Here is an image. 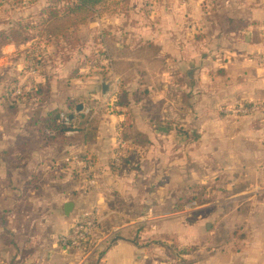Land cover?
<instances>
[{
    "label": "crops",
    "instance_id": "0c3cea01",
    "mask_svg": "<svg viewBox=\"0 0 264 264\" xmlns=\"http://www.w3.org/2000/svg\"><path fill=\"white\" fill-rule=\"evenodd\" d=\"M131 5L100 21L102 34L80 26L85 44L67 57L36 29L0 47V264H264V115L230 110L264 101V0ZM93 35L126 93L91 107V142L46 139L49 111L73 116L72 103L99 96L100 73L82 76ZM181 73L186 89L173 100L188 105L177 109L166 86ZM126 156L125 167H111ZM73 157L90 160L94 188ZM90 207L96 235L110 236L100 256L82 259L58 237ZM237 228V237L214 231Z\"/></svg>",
    "mask_w": 264,
    "mask_h": 264
},
{
    "label": "trees",
    "instance_id": "16d2710c",
    "mask_svg": "<svg viewBox=\"0 0 264 264\" xmlns=\"http://www.w3.org/2000/svg\"><path fill=\"white\" fill-rule=\"evenodd\" d=\"M69 3L65 7L53 5L52 3L46 5L37 14H27L25 17H18L16 22H7L9 25L0 28V47L8 42H22L28 40L31 36V30L36 29L34 25V19L36 16L40 18L38 34L45 36L47 39L58 40L59 37L67 38L75 31L79 24H83L87 18L92 14V11L105 4L107 0H67ZM19 19V20H18ZM5 21L0 23L4 25ZM5 23V24H6ZM59 50V46H56ZM61 51V49H60ZM71 51V50H70ZM62 52V51H61ZM69 52V51H68ZM64 56H68L67 54ZM122 101L121 100L119 102ZM75 104L70 105V109L73 110ZM60 112L65 113L70 118L69 125H63L59 122ZM72 112V111H71ZM70 112L60 109H54L47 113L45 117L40 119L42 128L55 129L56 136L51 140H69L73 143H89L95 137L96 119L89 113H83L81 110L74 113L72 117L69 116ZM155 126L162 129L164 132H169L172 129V125L168 121H156ZM72 128L73 134L66 135L65 131ZM136 139L138 141H146L145 137H141L138 134ZM128 157H134L130 152ZM127 156L118 160L117 167L111 163L112 168H123L127 163ZM104 248L97 251V255L100 256Z\"/></svg>",
    "mask_w": 264,
    "mask_h": 264
},
{
    "label": "rangeland",
    "instance_id": "374dc122",
    "mask_svg": "<svg viewBox=\"0 0 264 264\" xmlns=\"http://www.w3.org/2000/svg\"><path fill=\"white\" fill-rule=\"evenodd\" d=\"M135 1L136 0H107L105 4L95 8L92 11V14L87 18V20L83 24H87L88 22H90L92 26L89 30L95 28L93 31V34L95 33L96 29L99 30L100 33L102 34V30H105L106 26L104 27L99 26V22L101 21L102 24H104L105 22L103 21H106L107 20L106 18H109L111 15H114V14H123V15L126 14L128 10L131 9V7L133 6L131 5V3H135ZM49 3L50 4L52 3L53 5L65 7V5L69 3V1L67 0H0V23L2 21H5V22L7 21L10 23L16 22L14 18H10V17L12 16L16 17V15L20 12L24 13V12L29 11L31 14H37L42 8H44ZM139 8L142 9V6H139ZM34 21L35 22L33 26L36 28V30H33V33L36 36V40L39 41V38H44L43 35H40L37 32V30H39V25L41 21L38 16L35 17ZM83 24H79L77 28L75 29V31L72 32L71 35H69L67 38L59 37L58 40L50 39V41L54 45V53L66 55L68 51L69 52L72 51V53L74 52L73 54L78 52L76 51L79 49L78 47H80L83 44V42L85 44V39H80L79 34H78L80 26H82ZM96 38L98 39L99 35H96V36L93 35L90 37L89 42L90 44H93V48L91 49V51L86 52L85 55L82 53V55H84L82 60H83L84 70H85L82 76H88L90 75V73L92 72L94 73V71L97 73H100L99 80L101 78V81L105 80L110 85V89L108 93L111 90V85L114 86V84H116L117 85V91L115 95L116 100L114 98V102L112 103V106H114L115 102H119L123 94L126 93V89H125L126 83L124 79H121L119 77L114 81L115 78H113V76L115 74L114 73L115 69L108 61L104 63L103 60H105V58L106 59L109 58L108 53L103 47L101 48V51H98L95 48L94 43H96ZM81 40H83V42H81ZM56 46H59L62 52L60 51V49L58 50ZM99 60L101 61L100 63L97 62ZM100 66L102 67L101 69L99 68ZM119 69L122 70V68H119ZM179 77H180V80L176 79L174 81L175 83H170L168 84V86H166V91H167V94L169 95V98L171 99V103L172 105H174V108H177V109L178 108L181 109L182 107H187L188 105L187 98L184 99L183 97L181 98L179 97L178 101L173 100L175 98L173 97L174 92H177L178 90L185 91L186 89L184 88L185 85H183L184 84L183 81L185 79L184 74L181 73ZM101 81L97 84L96 92L99 95L97 99L85 101L89 107H92L94 109L99 107L98 103H101L100 104L101 108H105L108 103V101L106 100L101 102ZM157 86H161V85L157 84ZM214 226L216 225L214 224ZM214 231L216 234L218 233L221 238H224V237L229 238V236H232V235L233 237H237L244 233L243 230H240L238 228L232 231L228 230L229 232L228 231L224 232L220 229H214ZM170 245L173 246L172 244ZM173 250L179 251V248H177L174 245Z\"/></svg>",
    "mask_w": 264,
    "mask_h": 264
},
{
    "label": "built area",
    "instance_id": "2783aa9c",
    "mask_svg": "<svg viewBox=\"0 0 264 264\" xmlns=\"http://www.w3.org/2000/svg\"><path fill=\"white\" fill-rule=\"evenodd\" d=\"M105 62H109L108 58L103 60ZM97 62H101L100 60ZM116 79H114L115 81ZM117 91V85H111V90L108 93L107 101L111 104L113 103V99L115 98ZM110 105V104H109ZM84 113H89L91 111V107L85 106L82 108ZM233 113L238 115H249L254 113H261L264 115V101H247L243 103H239L230 109ZM59 122L63 125L70 124V118L63 112L59 114ZM74 130L72 128L67 129L65 131L66 135L73 134ZM43 136L46 139H53L56 136L55 129L53 128H43ZM73 160L79 165L82 171L86 174L87 178V186L90 188H94L95 180L94 178H89V168H90V160L82 159L79 157H73ZM99 225V218L97 215V211L94 207L87 208L81 212L78 219L71 225L69 231L67 233L61 234L58 237V241L60 245L71 248L75 250L82 256V259H86L89 256L96 254L99 251L108 236L107 235H96V229Z\"/></svg>",
    "mask_w": 264,
    "mask_h": 264
},
{
    "label": "water",
    "instance_id": "95a60500",
    "mask_svg": "<svg viewBox=\"0 0 264 264\" xmlns=\"http://www.w3.org/2000/svg\"><path fill=\"white\" fill-rule=\"evenodd\" d=\"M109 89H110L109 83L107 81H105V80L101 81V94H102L103 97L106 96V94L108 93ZM82 108H83V105L81 103H78L75 106V110L76 111H80V110H82ZM70 117H72V116L70 115ZM71 207H72V203L71 202H66L64 204V212L68 213L70 211Z\"/></svg>",
    "mask_w": 264,
    "mask_h": 264
}]
</instances>
